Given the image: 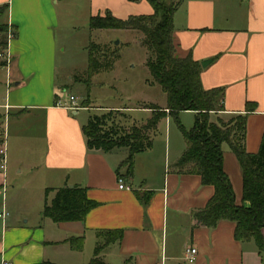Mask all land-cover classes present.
<instances>
[{
    "label": "crops",
    "instance_id": "crops-1",
    "mask_svg": "<svg viewBox=\"0 0 264 264\" xmlns=\"http://www.w3.org/2000/svg\"><path fill=\"white\" fill-rule=\"evenodd\" d=\"M74 1L90 19L107 12L121 20L154 13L146 0ZM62 2L0 0V7H9L2 22L15 29L5 58L0 54V85L6 87L0 149L5 146L8 156L7 172L0 168V214H9L0 219V264H91L99 246L98 259L105 264H187V247L198 250L195 264H264L255 241H236L235 223L207 228L197 221L215 190L176 168L187 143L173 135L170 118L162 165L153 141L135 156L133 174L126 177L127 169L119 168L129 150L91 149L81 110L56 107L58 100L68 102L56 89ZM174 41L179 57L191 54L201 65L212 61L202 66L203 87L225 90L224 111L213 120L229 122L257 105L248 117L246 148L258 153L264 135V0H183L174 16ZM134 110L152 117L150 110ZM223 150L224 169L241 204V167L227 144ZM120 177L131 190L119 188ZM77 186L98 205L83 221L45 217L59 189ZM118 231L121 240L107 244V233Z\"/></svg>",
    "mask_w": 264,
    "mask_h": 264
},
{
    "label": "trees",
    "instance_id": "trees-1",
    "mask_svg": "<svg viewBox=\"0 0 264 264\" xmlns=\"http://www.w3.org/2000/svg\"><path fill=\"white\" fill-rule=\"evenodd\" d=\"M138 3L142 0H129ZM153 7L152 15L131 16L121 20L111 12L90 19L92 31H131L144 36L143 45L151 56L147 66L154 84H158L167 96V107L155 104L141 109L150 110L152 117L142 127L131 132H105L110 115H96L84 127L88 145L93 150L109 153L115 149L129 150L128 158L120 169L127 167L126 177L134 170V158L153 147V134L160 123L168 118L176 120L187 143V148L176 164L180 173L198 175L204 186H212L214 196L207 207L196 216L199 224L215 228L223 221L235 223V239L238 242L255 241L259 251L264 254V135L259 152L247 151V124L256 104H249L246 114L236 115L229 122L221 118L213 120V115L223 112L224 89L207 91L201 81L203 67L192 55L178 56L174 41V16L183 0H146ZM7 5L0 7V22L8 12ZM7 33L0 24V38ZM8 45V38L6 43ZM88 76H98L114 67L119 51L104 50L91 43L89 48ZM184 112L196 113L195 126L188 131L180 122ZM228 145L236 156L243 176V200L237 197L230 177L224 169V145ZM98 205L88 198L87 192L80 188L59 189L51 205L45 207L44 215L54 222L83 221ZM106 243L122 238V232H108ZM99 246L91 264H105L98 259L102 250Z\"/></svg>",
    "mask_w": 264,
    "mask_h": 264
},
{
    "label": "rangeland",
    "instance_id": "rangeland-1",
    "mask_svg": "<svg viewBox=\"0 0 264 264\" xmlns=\"http://www.w3.org/2000/svg\"><path fill=\"white\" fill-rule=\"evenodd\" d=\"M178 1L174 0V3ZM84 7L77 5L74 0H66L59 7L62 28L57 31V92L62 95L60 98L65 96L68 101L71 96L76 97L83 108H88L80 112L86 124L93 116L110 115L105 132H131L136 127H142L151 118L148 112L134 109L149 104L164 106L167 102L166 94L161 86L153 83L147 66L151 53L142 43L144 36L137 32L92 31L90 18ZM0 24L7 30L0 38V54L5 58L6 40L15 35V29L2 21ZM117 41L120 42L118 46L115 45ZM91 43L98 45L103 51L117 48L119 54L111 70L102 72L90 81L88 68ZM15 85L12 84V89H15ZM5 89V85H0V103L5 98ZM195 121L194 114L180 115V122L188 131L194 128ZM169 122L173 135L182 139L176 120L170 118ZM166 124V120H163L153 134V141L158 146L156 157L161 165L164 156L161 143Z\"/></svg>",
    "mask_w": 264,
    "mask_h": 264
},
{
    "label": "built area",
    "instance_id": "built-area-1",
    "mask_svg": "<svg viewBox=\"0 0 264 264\" xmlns=\"http://www.w3.org/2000/svg\"><path fill=\"white\" fill-rule=\"evenodd\" d=\"M11 37V36H10ZM56 107L61 109H67L72 111H80L83 109V107L78 103V100L76 97L71 96L70 100L68 102H65L63 100H58ZM8 167V156H7V149L6 147H2L0 149V168L2 171L7 172ZM119 188L121 190H131V187L127 186L124 178H119ZM9 216L6 210H4L0 214V219L5 221L6 218ZM198 257V250L193 247H187L185 250L184 260L187 264H195L197 262ZM4 264H11L9 262H4Z\"/></svg>",
    "mask_w": 264,
    "mask_h": 264
},
{
    "label": "water",
    "instance_id": "water-1",
    "mask_svg": "<svg viewBox=\"0 0 264 264\" xmlns=\"http://www.w3.org/2000/svg\"><path fill=\"white\" fill-rule=\"evenodd\" d=\"M119 43H120V42L117 41V42H115V45L118 46ZM211 63H212V61H205V62L202 63V66H203L204 68H207L209 65H211Z\"/></svg>",
    "mask_w": 264,
    "mask_h": 264
}]
</instances>
